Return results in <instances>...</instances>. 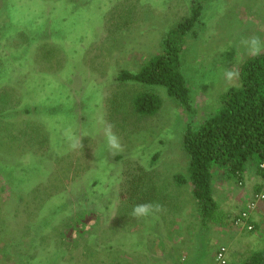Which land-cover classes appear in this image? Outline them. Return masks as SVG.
Segmentation results:
<instances>
[{
  "label": "rangeland",
  "instance_id": "obj_1",
  "mask_svg": "<svg viewBox=\"0 0 264 264\" xmlns=\"http://www.w3.org/2000/svg\"><path fill=\"white\" fill-rule=\"evenodd\" d=\"M226 1L0 0V264H22L23 255L27 264H132L143 224L148 236L155 217L197 207L188 199L189 183L174 178L187 174L184 133L188 123L221 109L227 90L239 84L224 72L246 60L227 47L241 20ZM197 2L202 15L181 53L191 112L163 86L116 79L158 55L166 34ZM147 90L162 106L141 117L133 98ZM109 127L122 150L109 148ZM252 170L244 193L253 194L249 188L258 182L264 193V176ZM223 185L229 192L240 185L215 173L220 211L236 215L238 205L223 203ZM143 203L161 211L132 217ZM255 209L252 228L240 227L243 237L231 242L219 234L221 245L236 243L227 264H245L251 251L264 250V199ZM208 228L188 251L201 248L202 239L201 264H214ZM182 246L165 261L185 264Z\"/></svg>",
  "mask_w": 264,
  "mask_h": 264
},
{
  "label": "trees",
  "instance_id": "obj_2",
  "mask_svg": "<svg viewBox=\"0 0 264 264\" xmlns=\"http://www.w3.org/2000/svg\"><path fill=\"white\" fill-rule=\"evenodd\" d=\"M202 11V4L195 3L191 14L166 34L158 55L148 59L137 72L121 70L116 79L144 86H163L187 112H191L193 106L190 89L181 70V53ZM238 72L239 84L227 90L221 109L198 125L188 123L182 141L189 159L187 174L174 177L179 185L190 183L204 228L211 224L222 225L225 216L216 200L215 173L223 174L225 181L237 182L240 187L248 183L247 178L254 168L264 176V168L261 167L264 163V51L259 56L247 58ZM161 106V97L151 90L138 93L133 98L134 112L141 117L156 115ZM262 186L264 188V184ZM254 190L255 193L261 191L259 182ZM238 217H234V222ZM135 244L137 242L132 245ZM22 260V264L28 263L26 255ZM245 264H264V250L253 252Z\"/></svg>",
  "mask_w": 264,
  "mask_h": 264
},
{
  "label": "crops",
  "instance_id": "obj_3",
  "mask_svg": "<svg viewBox=\"0 0 264 264\" xmlns=\"http://www.w3.org/2000/svg\"><path fill=\"white\" fill-rule=\"evenodd\" d=\"M228 4L227 10L233 11L236 15L240 17V25L237 30L236 35L231 39L233 42H227L228 48L235 47L238 52H240L241 57L243 58H250L248 51H245L246 46L242 43L243 40L248 39L252 36L260 37L261 41L264 42V0H230L226 1ZM226 13L228 15L230 12ZM225 14V13H224ZM231 14V13H230ZM226 41V40H225ZM225 41L222 40L224 43ZM234 43V44H233ZM232 44V45H231ZM245 51V52H244ZM238 54V55H240ZM243 63V62H242ZM258 172V171H257ZM252 176V174H251ZM250 176V178H251ZM249 178V179H250ZM224 186V185H223ZM232 186V185H230ZM235 186V184H234ZM232 186V189L235 188L233 192H229V188L225 186L222 187L221 190L223 193L227 194L224 198L223 203H230L234 202L235 205L239 206V212L236 215L230 216V211L224 212L225 216L221 222L222 225L211 224L208 228L209 237H208V245H211L212 248L215 247L216 249L211 253L212 262L215 264L216 260V253L221 246H227V256L235 242L221 245L219 242V234L220 233H227L229 236V240H236L240 239L243 236L240 230L244 228H240L239 226H234L233 221L234 217L237 216L242 209H244L245 199L247 200V195H253L255 190L249 188L253 194H248L247 192L244 193L245 187ZM253 184H251V187ZM188 192L190 194L189 200L193 199V195L191 194L192 187H188ZM218 191V192H217ZM216 193L220 191L217 189ZM249 191V192H250ZM238 197V200L235 199V195ZM244 197L243 199H241ZM250 197V196H249ZM242 203V205H239ZM174 204H176L174 202ZM180 210L181 208L178 207ZM257 209H255L250 217L248 222L252 223V216L256 214ZM183 215L179 214L173 216V218H166V215L157 216L153 219V226L155 231L146 232V234L142 235L143 229L146 227L143 224L141 230L139 231V243L135 244L133 248H139L137 254L133 255L134 261L132 264H172L170 261L171 258L167 259V252L170 255H173V251H176L178 245L181 243L182 251L187 254L186 255V263L185 264H201V257L199 254V250L203 248V241L201 239V248L195 250L194 253H188L193 247V242L199 241V238L203 236L200 232V229H205L201 223V220L197 213V207L195 208L193 205L190 208L186 207L185 209L182 208ZM196 221L200 222V226L198 227ZM248 223V224H249ZM256 224V222H255ZM157 226V227H156ZM230 226L231 228H229ZM159 242V243H158ZM230 242V241H228ZM188 245V249H187ZM239 248L242 250V246L239 244ZM257 252L255 250L251 251V253ZM194 256V257H193ZM166 257V258H165ZM193 257V258H192ZM192 258V260H190ZM190 260V261H189ZM136 262V263H135Z\"/></svg>",
  "mask_w": 264,
  "mask_h": 264
},
{
  "label": "clouds",
  "instance_id": "obj_4",
  "mask_svg": "<svg viewBox=\"0 0 264 264\" xmlns=\"http://www.w3.org/2000/svg\"><path fill=\"white\" fill-rule=\"evenodd\" d=\"M242 43L246 46L248 50V54L250 56H259L261 52L264 51V42H262L260 37L258 36H252L248 39H245L242 41ZM238 76H239V72L234 69H229L224 72V77L228 82H231L233 79L237 78ZM105 135L110 149L117 151L122 150V145L120 143L119 137L112 131L111 127L106 129ZM159 211H161V206L158 204L157 205H153L151 203L137 204L136 206H134L131 216L134 218L148 217L153 213Z\"/></svg>",
  "mask_w": 264,
  "mask_h": 264
},
{
  "label": "built area",
  "instance_id": "obj_5",
  "mask_svg": "<svg viewBox=\"0 0 264 264\" xmlns=\"http://www.w3.org/2000/svg\"><path fill=\"white\" fill-rule=\"evenodd\" d=\"M261 167L264 168V163L261 164ZM264 199L263 192L255 193L251 198L246 202V208L243 210V213L235 220V226L245 227L251 229V225L247 224V220L250 216V213L255 210L259 201ZM216 262L217 264H227V248L222 246L216 253Z\"/></svg>",
  "mask_w": 264,
  "mask_h": 264
}]
</instances>
